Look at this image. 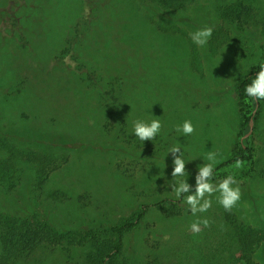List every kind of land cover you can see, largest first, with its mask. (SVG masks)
Here are the masks:
<instances>
[{"label":"rangeland","instance_id":"1","mask_svg":"<svg viewBox=\"0 0 264 264\" xmlns=\"http://www.w3.org/2000/svg\"><path fill=\"white\" fill-rule=\"evenodd\" d=\"M236 1L250 8L245 24L222 15ZM152 10L166 32L149 24L140 0H0V77L7 68L18 70L10 74L23 89L17 106L26 114L27 129L49 120L55 135L73 131L62 141L56 136L57 145L14 136L27 152L60 147L66 157L40 189L22 177L0 193L4 212L30 218L35 211L39 221L63 235L58 241L52 235L41 243L47 248L17 264H80L84 252L112 245L110 228L134 220L142 203L144 213L124 230L112 264H209L207 255L227 229L219 193L207 212L193 216L170 185L186 179L194 188L210 152L218 153L212 182L231 174L239 184L240 201L227 213L253 242L251 264H264V100L239 97L234 90L241 76L264 65V0H184ZM83 23H91L88 33L98 32L84 46L87 53L116 59L129 76L137 74L138 83L125 89L118 136L111 128L117 121L103 120L89 91L62 68L75 66L69 55L59 57L68 34ZM205 27L213 32L201 48L191 34ZM153 119L162 124L156 135L161 142L146 143L147 156L133 152L134 143H142L134 122ZM185 120L195 128L190 136L176 131ZM24 128L13 129L27 136ZM173 146L181 149L187 177L171 176ZM242 147L249 158L237 169L230 159L245 156ZM81 193L87 196L77 202ZM204 218L210 226L194 235L190 225Z\"/></svg>","mask_w":264,"mask_h":264},{"label":"trees","instance_id":"2","mask_svg":"<svg viewBox=\"0 0 264 264\" xmlns=\"http://www.w3.org/2000/svg\"><path fill=\"white\" fill-rule=\"evenodd\" d=\"M184 0H140L141 6L147 15L149 24L152 27L166 32L167 26L158 23L154 17L152 7L156 6L158 9L170 8L171 6L181 5ZM138 2V1H137ZM250 8L248 5L236 1L227 7V11L222 13L224 20L232 18L238 22L245 24L249 17ZM91 23L80 24L74 32L68 34L66 39V46L60 52V59L65 56H70V60L75 62L74 68L63 65L65 71L68 69V74L72 77L78 85L83 86L89 91L92 100L99 107L103 120L109 118L114 119L115 123L111 124V128L118 133L122 131L119 124L123 123V119L119 118L120 108L126 102L125 89L126 86L137 84V74L129 76L126 67L122 69V65L117 63L116 59L107 58L104 60L103 56L87 53L84 46L98 35L91 29L88 33ZM85 25V26H83ZM87 33L83 35V30ZM85 41L86 44H85ZM94 41V40H93ZM76 42L77 44H74ZM141 43V47H144ZM83 46V47H82ZM145 60H147L144 56ZM12 70V71H11ZM18 74L17 69H8L7 74L0 77V193L6 194L14 186L21 182L33 181L37 189L42 187L48 177L57 170L66 159L64 151L58 147L57 150H50L51 148L43 149L45 153L26 151L20 142L14 136L24 138L27 143L39 142L47 145H57V137L65 139L73 136L72 130H66L65 133L55 135L53 130L54 125L48 121L41 123L37 127H32L31 130L26 126V114L17 106L18 98L23 92L22 86L15 83V79L10 74ZM257 71L249 72L241 76L234 84V90L239 97L247 96L245 93L246 86L251 84V76L257 74ZM128 75V77L126 76ZM13 79V81H12ZM11 80V81H10ZM254 100V99H253ZM255 101V100H254ZM99 116V117H100ZM248 120V119H247ZM24 133L27 136L19 135L17 128L23 127ZM16 127V130L13 129ZM106 129H103L105 131ZM64 132V131H63ZM22 133V132H20ZM57 136V137H56ZM127 137V136H126ZM130 138H133L131 135ZM4 139V140H3ZM152 142L153 145H158L161 141L155 137L151 141H144L141 144L136 141L134 143L133 151L137 154L147 156L146 143ZM144 145V146H142ZM247 153L243 157H234L230 160H247L249 158V149L241 148ZM151 152V151H150ZM30 156L34 157L36 164L33 165ZM86 193L78 194L75 199L80 202ZM140 210L132 221H127L120 225H115L110 228L114 240L112 245L98 248L96 253L87 251L84 252V260L80 264H112L114 257L121 253L122 236L124 230L134 224L136 219H139L144 213V206L140 204ZM32 216H17L12 213L4 212L0 207V264H17L21 259L32 257L34 250L38 248H47L41 243L58 241L63 238L62 234H57L46 222L39 221L36 217L35 211H32ZM224 226L227 229L217 239V244L212 249L213 252L207 255L209 264H251L249 254L253 242H247L245 237L246 231L233 217L225 212L223 213ZM52 235H55L52 237ZM52 237V240H50Z\"/></svg>","mask_w":264,"mask_h":264},{"label":"clouds","instance_id":"3","mask_svg":"<svg viewBox=\"0 0 264 264\" xmlns=\"http://www.w3.org/2000/svg\"><path fill=\"white\" fill-rule=\"evenodd\" d=\"M213 28L205 27L191 34L192 41L199 47H204L212 36ZM246 95L256 101L264 100V65H260L259 71L255 75L251 84L245 88ZM162 124L160 120L153 119L150 123L137 120L134 122L133 133L142 142L153 140L161 131ZM176 131L182 132L184 135L190 136L195 132V128L190 120H185L182 126H178ZM168 153L173 157L172 177H187L188 173L185 168V161L182 158L181 149L173 146ZM216 152H210L207 155L209 163L203 164L195 175V187L190 186L186 179H181L178 184L170 185L175 192L176 197L184 196V202L188 205L193 216L197 213H205L212 207L211 197L219 193L217 202L226 212L237 205L241 198V190L237 180L233 175H228L219 183L214 184L213 172L217 163ZM243 166L241 160L235 161L237 169ZM235 185V186H234ZM187 194V195H185ZM203 226V227H202ZM210 226L207 218L198 219L190 225V231L197 235L203 231V228Z\"/></svg>","mask_w":264,"mask_h":264},{"label":"water","instance_id":"4","mask_svg":"<svg viewBox=\"0 0 264 264\" xmlns=\"http://www.w3.org/2000/svg\"><path fill=\"white\" fill-rule=\"evenodd\" d=\"M252 120V117L249 118V121ZM251 126V125H250ZM249 131L245 132L243 136H246Z\"/></svg>","mask_w":264,"mask_h":264}]
</instances>
